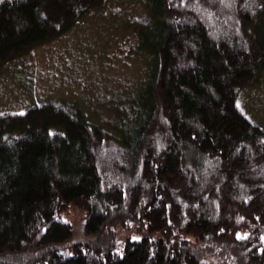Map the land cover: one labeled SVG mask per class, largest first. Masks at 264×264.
<instances>
[{
  "label": "trees",
  "instance_id": "16d2710c",
  "mask_svg": "<svg viewBox=\"0 0 264 264\" xmlns=\"http://www.w3.org/2000/svg\"><path fill=\"white\" fill-rule=\"evenodd\" d=\"M105 1L0 0V71ZM141 1L152 64L119 128L0 113V264H264V127L238 105L264 76V0Z\"/></svg>",
  "mask_w": 264,
  "mask_h": 264
},
{
  "label": "rangeland",
  "instance_id": "374dc122",
  "mask_svg": "<svg viewBox=\"0 0 264 264\" xmlns=\"http://www.w3.org/2000/svg\"><path fill=\"white\" fill-rule=\"evenodd\" d=\"M143 11L141 0H106L62 39L10 62L0 71V113H23L45 102L71 110L76 105L92 117L98 110V122L119 128L121 112L127 111L130 102L136 100L139 107L143 102L152 64V58L146 60L144 54L150 52L148 43L146 47L142 43L152 34L149 23L141 26L142 38L136 46L135 28ZM114 97L116 112L108 109ZM238 105L264 127V76L240 91ZM84 217L81 210L64 216L74 226V240L84 239Z\"/></svg>",
  "mask_w": 264,
  "mask_h": 264
}]
</instances>
